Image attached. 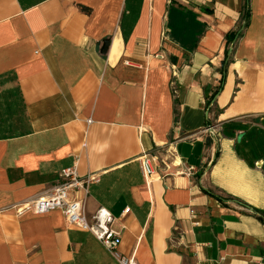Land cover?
I'll return each mask as SVG.
<instances>
[{
  "label": "crops",
  "instance_id": "1",
  "mask_svg": "<svg viewBox=\"0 0 264 264\" xmlns=\"http://www.w3.org/2000/svg\"><path fill=\"white\" fill-rule=\"evenodd\" d=\"M242 5L0 0V264H122L60 210L17 215L73 166L121 256L264 264V0L226 42ZM153 151L194 172L147 178Z\"/></svg>",
  "mask_w": 264,
  "mask_h": 264
},
{
  "label": "built area",
  "instance_id": "2",
  "mask_svg": "<svg viewBox=\"0 0 264 264\" xmlns=\"http://www.w3.org/2000/svg\"><path fill=\"white\" fill-rule=\"evenodd\" d=\"M173 74V72H172ZM173 84V82H172ZM143 174L148 178L155 173V165L173 167L180 166L181 172L192 175L194 166H188L176 158L173 153L161 154L153 151L140 156ZM60 180L40 192L36 198L22 203L17 208V215L25 212L41 214L57 209L63 214L68 225L82 229L93 234L101 245L112 253V255L122 264H137L133 257L121 256L118 245L121 234L113 227V216L109 210L103 206L97 207L93 214L86 211L85 199L88 183L95 180V174L81 178L77 175L76 167L64 168L60 175ZM82 193V194H80Z\"/></svg>",
  "mask_w": 264,
  "mask_h": 264
},
{
  "label": "trees",
  "instance_id": "3",
  "mask_svg": "<svg viewBox=\"0 0 264 264\" xmlns=\"http://www.w3.org/2000/svg\"><path fill=\"white\" fill-rule=\"evenodd\" d=\"M250 0H243V5L240 11V15L242 20H244L243 25H239L236 27L235 30H232L231 32H228L227 34H225L224 38L226 40V42H231L235 37H240L242 35V30L241 28L245 27V25L247 24L250 15ZM220 200V198H218Z\"/></svg>",
  "mask_w": 264,
  "mask_h": 264
},
{
  "label": "water",
  "instance_id": "4",
  "mask_svg": "<svg viewBox=\"0 0 264 264\" xmlns=\"http://www.w3.org/2000/svg\"><path fill=\"white\" fill-rule=\"evenodd\" d=\"M108 44H109V39L103 40L101 53L106 54V52L108 50V48H107ZM240 137H241V135L238 136V138H240Z\"/></svg>",
  "mask_w": 264,
  "mask_h": 264
}]
</instances>
